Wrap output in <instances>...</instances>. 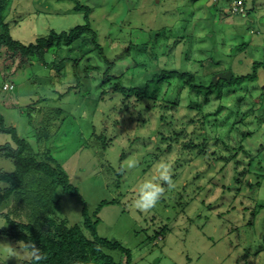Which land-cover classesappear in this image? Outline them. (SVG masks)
Instances as JSON below:
<instances>
[{"label": "rangeland", "instance_id": "obj_1", "mask_svg": "<svg viewBox=\"0 0 264 264\" xmlns=\"http://www.w3.org/2000/svg\"><path fill=\"white\" fill-rule=\"evenodd\" d=\"M76 1L90 7L91 28L114 63L111 75L125 86L143 87L167 69L190 72L196 83L207 85L262 65L256 81L222 82L215 91L197 93L170 79L138 100L116 93V79L103 78L107 65L88 32L48 51L45 64L33 59L19 70L18 60L3 48L4 123L37 153L49 149L79 191L72 196L58 188L48 197L51 217L81 226L92 238L83 225L86 208L99 220L98 236L129 249L132 264H264V0H247L248 12L242 14H233L230 0ZM7 6L9 32L25 45L85 24L72 0H8ZM5 85L14 89L4 90ZM167 93L177 106H164ZM189 104L201 108L206 126H199L200 115L186 120ZM198 134L209 139L207 156L184 146ZM8 136L0 133V146ZM162 159L171 165L173 186L164 185L157 205L140 212L133 207L137 187L156 174ZM132 161L138 165L128 169ZM12 169V159L0 156V172ZM37 182L28 187V197L39 189L47 196ZM103 202L108 204L97 211ZM11 207L12 202L0 205V223H7L0 243L15 245L1 234L10 227L3 214ZM23 208L14 211L21 222H30ZM106 253L126 262L119 251Z\"/></svg>", "mask_w": 264, "mask_h": 264}, {"label": "trees", "instance_id": "obj_2", "mask_svg": "<svg viewBox=\"0 0 264 264\" xmlns=\"http://www.w3.org/2000/svg\"><path fill=\"white\" fill-rule=\"evenodd\" d=\"M75 2L74 10L83 12L85 17V24L78 25L69 31H63L57 33L52 31L48 37L38 38L34 43L25 45L20 41L15 40L10 32L7 23L5 22V12L7 11L8 0H0V51L6 48L11 60H18L17 69H21L24 66L31 65L32 60H38L45 64L46 53L53 48L60 47L63 43L70 44L76 37L82 32H88L92 35V43L94 50L98 51L100 57L107 65V69L103 74V78L108 80L111 75V71L114 68L113 61L104 53L102 46L97 42V34L91 28L90 14L91 9L87 5H82L79 1ZM247 0L244 1L245 11L247 10ZM156 44V43H155ZM156 46V45H155ZM157 57V54H156ZM76 62L75 64H77ZM262 64L254 63V71L244 75H232L230 78L220 77L214 82L204 85L202 83L195 82V76L190 72H183L181 70H164L159 74H154L148 79L143 87L140 86H125L122 83L120 77L114 78L117 80L114 85V91L122 95L135 96L138 100H143L146 97H150L151 92L159 81H169L175 79L177 81L186 82L188 86L196 90L197 93H208L220 88L222 82L232 86L234 83H242L244 81H256L257 80V67ZM202 80V79H200ZM79 85L72 87L71 89H78ZM166 98H163V102L166 105L177 106L178 102L172 99L170 93L166 94ZM186 120L193 121L194 115H202L200 107H194L187 105L185 107ZM61 114V113H57ZM206 116H201L198 120L200 127L206 126ZM0 133L8 134L11 136L12 141L18 146L15 150L9 143L0 146V156L12 159L15 165L13 172H0V182L7 187H0V205L4 203L12 202V207L9 209L6 216L7 221L10 224L9 229L1 231L3 236H6L13 241L18 240H33L37 247L40 248L42 254L46 257L41 260L39 264H90L92 261L99 262L101 264H123L115 262L114 258L107 254L106 251H119L124 255L126 262L124 264H132L131 251L123 247L118 242L109 241L106 238H102L97 234V226L99 220H93L89 215L86 208L83 209L84 228L91 233L92 238L86 236L83 228L79 225L68 226L65 222L57 223L54 218L51 217L53 213V206L48 197L56 192L58 188H61L64 192L78 196V189L70 182L69 176L66 171L56 163L55 158L49 149H46L43 153H37L30 143L22 138L15 127L7 126L4 123V118L0 115ZM173 137H177L178 132L172 133ZM173 137H168L170 141H174ZM178 140V138H175ZM200 139L199 143H195L194 140ZM209 139L204 134H198L190 139L189 147H195L199 156H207L209 149ZM187 147V146H186ZM185 147V148H186ZM169 149L171 147L169 146ZM182 159V158H181ZM226 159V157H222ZM31 179L28 180V177ZM261 177V176H259ZM47 196H43L41 191L37 190L31 197L28 187H32V184L37 181ZM36 183V185H37ZM49 204L50 206L46 205ZM46 203V204H45ZM58 205V202H53ZM108 202H103L97 211L107 205ZM23 206H27V216L30 218V222L23 223L19 219L23 212ZM28 208L35 210L34 213L28 212ZM18 210L20 212H15ZM98 212H96L97 214Z\"/></svg>", "mask_w": 264, "mask_h": 264}, {"label": "clouds", "instance_id": "obj_3", "mask_svg": "<svg viewBox=\"0 0 264 264\" xmlns=\"http://www.w3.org/2000/svg\"><path fill=\"white\" fill-rule=\"evenodd\" d=\"M10 146L15 150L18 146L7 137ZM3 143V141H0ZM138 161H132L127 164L128 169L137 167ZM14 170V169H12ZM155 175L144 179L137 187L136 197L133 201V207L140 212L147 213L153 209L165 193L164 185L169 188L173 186L172 168L165 160L159 161L155 165ZM5 187L9 185H3ZM7 226V223H0V228ZM0 256L3 257L4 264L9 259H15L18 264H39L46 257L42 254L39 247L33 240H18L15 245L9 242L0 243Z\"/></svg>", "mask_w": 264, "mask_h": 264}, {"label": "built area", "instance_id": "obj_4", "mask_svg": "<svg viewBox=\"0 0 264 264\" xmlns=\"http://www.w3.org/2000/svg\"><path fill=\"white\" fill-rule=\"evenodd\" d=\"M231 1V11L233 14H242L245 12V5L244 1L245 0H230ZM14 89V85H5L4 90H12Z\"/></svg>", "mask_w": 264, "mask_h": 264}]
</instances>
